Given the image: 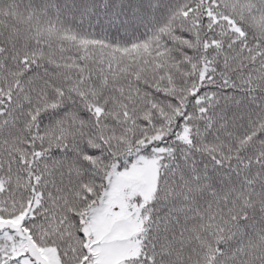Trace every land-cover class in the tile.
<instances>
[{
	"label": "snow or ice",
	"instance_id": "1",
	"mask_svg": "<svg viewBox=\"0 0 264 264\" xmlns=\"http://www.w3.org/2000/svg\"><path fill=\"white\" fill-rule=\"evenodd\" d=\"M0 264H264V0H0Z\"/></svg>",
	"mask_w": 264,
	"mask_h": 264
}]
</instances>
